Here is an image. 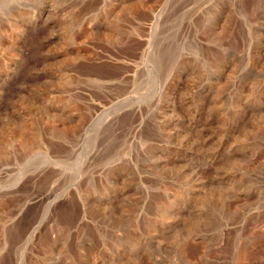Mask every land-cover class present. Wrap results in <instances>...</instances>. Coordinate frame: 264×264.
Segmentation results:
<instances>
[{
    "label": "rangeland",
    "instance_id": "374dc122",
    "mask_svg": "<svg viewBox=\"0 0 264 264\" xmlns=\"http://www.w3.org/2000/svg\"><path fill=\"white\" fill-rule=\"evenodd\" d=\"M0 264H264V0H0Z\"/></svg>",
    "mask_w": 264,
    "mask_h": 264
}]
</instances>
